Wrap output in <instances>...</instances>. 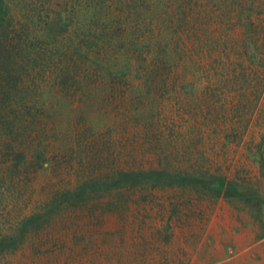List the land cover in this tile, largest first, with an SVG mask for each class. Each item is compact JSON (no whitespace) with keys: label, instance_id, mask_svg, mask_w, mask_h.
Masks as SVG:
<instances>
[{"label":"rangeland","instance_id":"rangeland-1","mask_svg":"<svg viewBox=\"0 0 264 264\" xmlns=\"http://www.w3.org/2000/svg\"><path fill=\"white\" fill-rule=\"evenodd\" d=\"M4 1L1 39L9 45L0 49L23 60L18 89L9 85L12 98L0 104V237L94 172L198 169L225 177L244 196L124 185L60 205L0 264H264V55L243 62L240 51L242 40L264 42V0H197L215 19L205 23L202 13L199 31L229 44L226 56L224 45L219 50L226 57L216 64L220 81L185 86L179 79L144 102H135L133 89L110 98L85 79L72 88V58L127 49L108 42L167 34V14L194 0ZM223 2L235 12L221 15Z\"/></svg>","mask_w":264,"mask_h":264},{"label":"trees","instance_id":"trees-1","mask_svg":"<svg viewBox=\"0 0 264 264\" xmlns=\"http://www.w3.org/2000/svg\"><path fill=\"white\" fill-rule=\"evenodd\" d=\"M177 7L174 13L167 14L168 22H170L167 34L159 30L156 37L144 33L137 39L126 38L120 42H108L110 45L117 44L127 47L126 50L78 52L75 54L72 59L74 61L77 58V64L72 68L74 85L71 87L81 89L83 80H90L100 84L110 98L116 97L119 93L126 96L127 90L133 89L135 102L138 99L144 102L163 97L169 84H177L179 79H183L186 83L185 86L190 83L194 85L198 81L204 80H207L209 85L215 84L214 79L219 82L221 78L216 74V64L226 61V57L224 58L226 53L222 51L227 50L228 42L224 41L222 37L213 38L209 34L206 35L199 31V25L204 23V17L207 18L205 23L215 20L210 15L211 13L202 10L200 2L194 0L187 4L180 3ZM236 8L235 4L223 2L219 12L221 15L227 16L228 13H234ZM8 14L6 2L0 0V33L4 34ZM237 18L240 27L247 29L246 16L237 12ZM228 23H232V20H229ZM2 33L0 34V46H7L9 39L3 41ZM256 38L252 43L242 40L240 51L244 55L243 62L257 63L256 61L261 60L260 56L264 55V42L261 43L260 37ZM223 45L225 48L223 47L221 52L224 56H221L219 50ZM22 56V54H17L9 49H0V104L3 103L1 101L4 98H9V100L12 98L13 92H9V85H12L14 90L18 89V84L22 79L16 76L15 72H19ZM48 56L46 53L40 58L45 61ZM24 57L30 61L31 55L27 54ZM63 70L69 71L66 66ZM238 79L239 74H237ZM21 164L20 162L17 165V169H20ZM227 181L225 177L217 178L198 169L175 171L171 167L149 171L115 170L104 174L94 172L80 180L73 189L59 192L51 197L42 212H36L30 215L27 221L21 222L13 235L1 236L0 255L9 249H16L23 239V235H26L30 228H34V225L44 222V219L60 205L74 206L93 196L111 193L124 185L136 187L142 183H152L157 186L180 185L181 187H191L202 193L206 192L217 198H240L239 200H241L244 193L238 190L234 183ZM16 235L22 236L16 238Z\"/></svg>","mask_w":264,"mask_h":264}]
</instances>
